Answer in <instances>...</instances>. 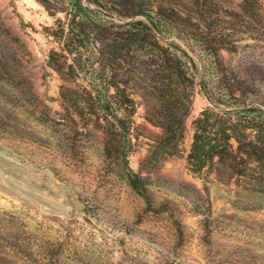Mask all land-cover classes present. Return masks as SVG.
I'll return each mask as SVG.
<instances>
[{
  "label": "rangeland",
  "instance_id": "1",
  "mask_svg": "<svg viewBox=\"0 0 264 264\" xmlns=\"http://www.w3.org/2000/svg\"><path fill=\"white\" fill-rule=\"evenodd\" d=\"M98 1L81 5L103 22L132 2ZM136 2L137 18L161 11L178 20L167 35L207 74L232 71L264 102V0ZM75 8V0H0V264H264V182L251 181L254 162L231 178L189 167L207 96L196 87L172 154L156 149L163 129L142 97L133 116L116 101L92 107L85 87L102 70L100 34L86 29L61 44L53 36ZM62 46L72 67L60 72L51 58ZM107 115L117 124L112 145L96 126Z\"/></svg>",
  "mask_w": 264,
  "mask_h": 264
},
{
  "label": "trees",
  "instance_id": "2",
  "mask_svg": "<svg viewBox=\"0 0 264 264\" xmlns=\"http://www.w3.org/2000/svg\"><path fill=\"white\" fill-rule=\"evenodd\" d=\"M82 1L75 0V10L66 11L67 23L55 29L53 36L61 44L64 39L69 43L86 29L100 34L102 70L96 68L89 86L85 87L91 106L95 107L101 100L110 105L116 101L133 116L139 103L137 97H142L147 119L163 129L156 139V149L172 154L180 150L186 118L199 86L209 105L193 120V142L188 154L190 169L197 174L215 170L231 178L248 175V165L254 162L250 179L263 183L264 102L256 104L246 91L247 86L240 84L232 71L213 67L210 68L212 75L207 74V66L198 64L181 45L170 39L167 34L179 26L176 18L169 19L161 11L154 17L145 13L137 18L144 11L132 0L131 4L115 7L119 14L112 13L113 17L120 16V19L103 22L83 10ZM58 20L63 22L61 18ZM95 39L98 40L96 36ZM64 49L62 46L61 51H52V64L60 72L72 67L67 59L62 60L66 58ZM93 63L96 64V60ZM103 78L108 79L104 89L100 88ZM89 119L94 121L93 117ZM97 124L106 134L105 145L115 144L117 124L109 115L105 122ZM122 128L130 132L132 127L123 121ZM164 145L174 146L168 150Z\"/></svg>",
  "mask_w": 264,
  "mask_h": 264
}]
</instances>
